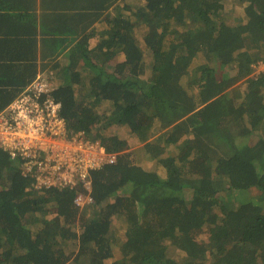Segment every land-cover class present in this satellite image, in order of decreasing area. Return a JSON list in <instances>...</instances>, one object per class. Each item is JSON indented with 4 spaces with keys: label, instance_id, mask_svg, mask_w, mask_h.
Instances as JSON below:
<instances>
[{
    "label": "trees",
    "instance_id": "16d2710c",
    "mask_svg": "<svg viewBox=\"0 0 264 264\" xmlns=\"http://www.w3.org/2000/svg\"><path fill=\"white\" fill-rule=\"evenodd\" d=\"M225 1L145 0L95 45L58 40L68 132L116 160L90 190L36 189L0 147V264H264V0L235 24ZM3 68L0 111L33 81Z\"/></svg>",
    "mask_w": 264,
    "mask_h": 264
},
{
    "label": "built area",
    "instance_id": "2783aa9c",
    "mask_svg": "<svg viewBox=\"0 0 264 264\" xmlns=\"http://www.w3.org/2000/svg\"><path fill=\"white\" fill-rule=\"evenodd\" d=\"M55 85L46 75H38L0 111V147L20 162L21 173L32 179L33 188L81 183L90 190L91 170L114 162L116 154L83 131L69 134L61 103L52 95ZM77 201L84 203L80 197Z\"/></svg>",
    "mask_w": 264,
    "mask_h": 264
},
{
    "label": "crops",
    "instance_id": "0c3cea01",
    "mask_svg": "<svg viewBox=\"0 0 264 264\" xmlns=\"http://www.w3.org/2000/svg\"><path fill=\"white\" fill-rule=\"evenodd\" d=\"M135 1L139 0H0L1 71L7 67L29 76L25 88L29 80L53 69V61L67 62L70 45L62 47L58 40L67 38L73 45L86 28L94 30L90 44L95 45L109 27L106 14L114 18L118 9L121 17L130 15ZM137 3L143 5L144 0ZM2 54L7 57L2 59Z\"/></svg>",
    "mask_w": 264,
    "mask_h": 264
},
{
    "label": "rangeland",
    "instance_id": "374dc122",
    "mask_svg": "<svg viewBox=\"0 0 264 264\" xmlns=\"http://www.w3.org/2000/svg\"><path fill=\"white\" fill-rule=\"evenodd\" d=\"M139 1H135L136 5L131 8L130 15H134L133 12L135 10H137V8L143 6L142 4L137 3ZM141 2L143 3V1H141ZM144 3H145V0H144ZM224 13H225L226 21L230 24H235V23L242 22V21L246 20V17L244 15V10H243V4H242L241 0H226L225 6H224ZM123 58L124 57L122 55H118L117 57L114 58V62L121 61V60H123ZM199 61H200L199 59H196L195 63L197 64ZM262 70H264V64L263 63L260 64L259 66H257V68L254 71V74L257 75ZM242 85H243V83H242ZM103 107H105V105ZM118 130L120 132L126 134L125 129L118 128ZM86 137H87V135H86ZM129 140H130V143L132 144V146H136L137 144H139L136 137H134V136L129 137ZM143 164L145 166H148V167L153 166V163L151 161H148V160L143 161ZM159 169L161 170V172H163V170L161 168H159ZM80 202H81V200H80ZM82 202H84V203H82L84 205L87 202V199H85V200L82 199ZM116 225L120 229H123L121 222H118Z\"/></svg>",
    "mask_w": 264,
    "mask_h": 264
},
{
    "label": "clouds",
    "instance_id": "9594fccd",
    "mask_svg": "<svg viewBox=\"0 0 264 264\" xmlns=\"http://www.w3.org/2000/svg\"><path fill=\"white\" fill-rule=\"evenodd\" d=\"M262 64V63H261Z\"/></svg>",
    "mask_w": 264,
    "mask_h": 264
}]
</instances>
